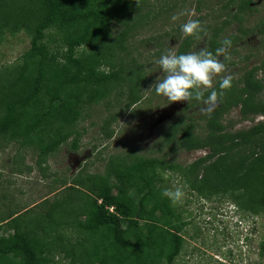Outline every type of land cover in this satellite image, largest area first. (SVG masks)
<instances>
[{
	"label": "rangeland",
	"instance_id": "obj_1",
	"mask_svg": "<svg viewBox=\"0 0 264 264\" xmlns=\"http://www.w3.org/2000/svg\"><path fill=\"white\" fill-rule=\"evenodd\" d=\"M244 1L202 0L201 6H197V0H139L140 9L134 13L142 17H136L138 20L127 28L123 39L117 41L119 45L114 46L111 65L97 68L107 72L122 62L126 69L124 79L127 83L135 81L137 100L134 103L128 104L129 89L123 84L105 99L85 106L76 121L78 135L74 149L69 144L71 137L54 151L39 152L30 144L21 145L5 134L0 135V234L12 233V217L16 216L20 227H32L36 234L46 236L47 256L51 260L48 264H82L78 260L73 263L69 254L60 252L64 247L69 253L71 244L88 236V232L76 224L77 219L85 217L67 212L71 193L89 201L74 181L91 173L104 172L106 165L115 169L119 159L129 162L135 156L155 157V182L161 190L181 186L186 193L182 203L173 205L166 198L163 207V214L171 223L179 225L177 233L181 237L180 250L171 264H264V255L260 252L264 239L263 213L242 209L228 192H210L217 185V176L210 172L204 176L201 165L215 157L195 164V160L208 152L207 148L175 146L174 138L179 137L186 124L189 135L204 138L210 132L206 121L211 114L200 111L204 107L202 102L196 101L191 107L185 102L168 104L166 97L156 95L154 89L149 90L157 76L162 75L157 61L170 47L174 46L177 51L186 38L181 54L205 46L206 36L201 41L185 38L181 32V24L189 19L193 10L196 15L191 18L207 27L226 20V13L234 12ZM248 5L250 10H239L237 19L226 22L215 37L219 43L224 36L236 35L227 53L230 58L220 57L228 69L224 75L234 78L229 90L234 98L242 87L243 72L254 69V79L264 77V32L254 28L264 23V0H250ZM173 15L179 16L175 22L171 19ZM113 24L109 30L111 37L123 28L115 21ZM239 25L247 29L246 35L236 31ZM46 40L49 46L61 43L54 29L47 32ZM28 45L29 37L25 32L0 31V74L3 77H10ZM219 47L221 44L215 50ZM219 81L218 76L217 87ZM208 94L205 93V98ZM256 97L264 101V85ZM214 121L223 131L235 133L264 123V114H243L238 103L217 114ZM72 186L80 192L72 190ZM130 195L136 199L133 192ZM55 202L51 214L45 217L44 213ZM147 207L153 209L151 205ZM156 213L160 214L157 210ZM39 223L45 228L37 227ZM121 225L125 226V221L122 220ZM106 233H111L110 228ZM61 243L63 246L59 247ZM157 264H164V260Z\"/></svg>",
	"mask_w": 264,
	"mask_h": 264
},
{
	"label": "trees",
	"instance_id": "obj_2",
	"mask_svg": "<svg viewBox=\"0 0 264 264\" xmlns=\"http://www.w3.org/2000/svg\"><path fill=\"white\" fill-rule=\"evenodd\" d=\"M249 2L245 0L234 12L226 13V20L206 25L204 44L209 51L214 53L225 38L236 40L234 34L224 36L219 43L215 37L226 22L237 19L239 10L251 9ZM197 3L201 6L202 0ZM139 9L136 0H0V31H23L29 37L28 48L19 56L10 77L0 74V135L21 145L30 144L39 152L54 151L71 137L69 144L74 149L76 121L85 106L105 99L123 84L129 89L128 104L134 103L135 81L127 83L124 79L126 69L122 62L107 72L97 68L111 65L117 41L123 39L133 21L142 17L134 13ZM113 21L123 28L111 37ZM254 28L263 33L264 23ZM50 29L59 35L61 43L57 46L47 43ZM236 31L247 34L240 25ZM186 39L181 41L178 54ZM82 47L84 51L78 52ZM254 71L243 72L242 87L235 98L230 96L231 91L223 92L218 106L207 117L210 132L204 138L189 135L187 124L179 137L173 136L177 148L208 149L195 160L196 165L215 157L201 165L204 176L208 172L217 176V185L210 192H228L242 209L264 215V123L228 133L214 121L217 114L238 103L243 114H264V101L256 97L264 77L254 79ZM216 90L221 91L217 86ZM195 103L185 101L188 107ZM119 161L115 169L106 165L104 172L74 181L89 201L71 193L67 212L85 217L77 219L76 224L88 236L71 244L69 253L64 247L60 252L69 254L73 263L78 260L82 264H157L161 259L164 264H171L180 250L181 237L177 233L179 225L163 214L167 199L155 182L153 168L157 158L135 156L129 162L125 158ZM70 188L80 192L77 187ZM147 204L153 209L146 208ZM55 205L52 203L45 217ZM12 220V233L0 234V264L51 263L46 236L36 234L32 227H20L16 216ZM122 220L125 226L121 225ZM37 227L45 228L40 223ZM107 228L110 234L106 233ZM260 252L264 255V239Z\"/></svg>",
	"mask_w": 264,
	"mask_h": 264
},
{
	"label": "clouds",
	"instance_id": "obj_3",
	"mask_svg": "<svg viewBox=\"0 0 264 264\" xmlns=\"http://www.w3.org/2000/svg\"><path fill=\"white\" fill-rule=\"evenodd\" d=\"M136 3L139 6V0H136ZM195 15L193 10L189 14V19L181 24V32L184 37H194L202 41L208 32L201 21L191 18ZM171 19L175 22L179 16L173 15ZM231 47L232 40L229 38L221 41V47L215 50V54L209 51L206 45L198 51L186 54H178L174 46L170 47L157 61L162 75L157 76L149 90L154 89L156 95L166 97L168 104L185 101L190 103L193 100L202 102L204 107L200 111L210 115L218 105L223 92L233 86L234 78L232 75H224L228 69L220 59L222 56L224 59L230 58L227 53ZM218 76L220 92L216 90ZM206 92L209 94L205 98ZM185 195L181 186L168 188L162 192V196L168 198L173 205L182 203Z\"/></svg>",
	"mask_w": 264,
	"mask_h": 264
},
{
	"label": "built area",
	"instance_id": "obj_4",
	"mask_svg": "<svg viewBox=\"0 0 264 264\" xmlns=\"http://www.w3.org/2000/svg\"><path fill=\"white\" fill-rule=\"evenodd\" d=\"M109 211H112V207H108Z\"/></svg>",
	"mask_w": 264,
	"mask_h": 264
}]
</instances>
